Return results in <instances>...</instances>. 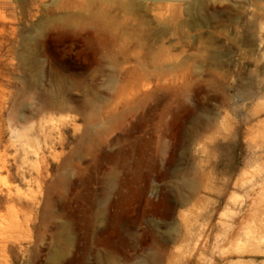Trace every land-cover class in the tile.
I'll use <instances>...</instances> for the list:
<instances>
[{
  "label": "rangeland",
  "instance_id": "obj_1",
  "mask_svg": "<svg viewBox=\"0 0 264 264\" xmlns=\"http://www.w3.org/2000/svg\"><path fill=\"white\" fill-rule=\"evenodd\" d=\"M0 264H264V0H0Z\"/></svg>",
  "mask_w": 264,
  "mask_h": 264
},
{
  "label": "bare ground",
  "instance_id": "obj_2",
  "mask_svg": "<svg viewBox=\"0 0 264 264\" xmlns=\"http://www.w3.org/2000/svg\"><path fill=\"white\" fill-rule=\"evenodd\" d=\"M191 5H192V4H191ZM193 6H194V5L190 6L189 10H190V9L192 10ZM23 135H24V134H21V133L18 132V131H14V132H13V138H14L15 140H20V139H22V138H23Z\"/></svg>",
  "mask_w": 264,
  "mask_h": 264
}]
</instances>
